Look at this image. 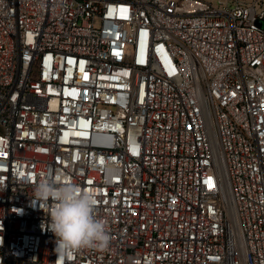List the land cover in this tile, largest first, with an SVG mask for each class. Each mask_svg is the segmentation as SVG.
I'll return each instance as SVG.
<instances>
[{
  "label": "built area",
  "instance_id": "obj_1",
  "mask_svg": "<svg viewBox=\"0 0 264 264\" xmlns=\"http://www.w3.org/2000/svg\"><path fill=\"white\" fill-rule=\"evenodd\" d=\"M61 176L110 236L65 264H264V0H0V264Z\"/></svg>",
  "mask_w": 264,
  "mask_h": 264
},
{
  "label": "clouds",
  "instance_id": "obj_2",
  "mask_svg": "<svg viewBox=\"0 0 264 264\" xmlns=\"http://www.w3.org/2000/svg\"><path fill=\"white\" fill-rule=\"evenodd\" d=\"M33 206L40 207L50 217L44 227L55 236V264L65 260L80 249L104 250L110 236L105 222L95 214L97 199L93 192L78 184L59 179H42L33 188ZM22 209H17V212Z\"/></svg>",
  "mask_w": 264,
  "mask_h": 264
}]
</instances>
